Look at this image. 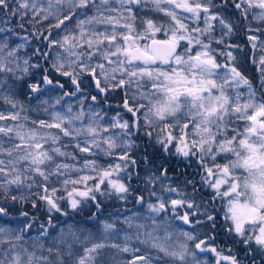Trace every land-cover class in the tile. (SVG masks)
Listing matches in <instances>:
<instances>
[{"label":"rangeland","instance_id":"374dc122","mask_svg":"<svg viewBox=\"0 0 264 264\" xmlns=\"http://www.w3.org/2000/svg\"><path fill=\"white\" fill-rule=\"evenodd\" d=\"M233 1L264 93V0ZM14 11L73 88L30 82L33 56L0 22L2 192L74 203L91 180L113 183L132 148L131 125L75 89L90 76L100 93L121 90L136 124L159 142L198 156L231 233L262 254L264 102L236 65L231 23L215 0H17ZM151 40L176 45L167 66L130 59ZM185 208L179 191L159 182L140 209L94 226L68 223L46 235L0 222V264H235L196 232Z\"/></svg>","mask_w":264,"mask_h":264},{"label":"trees","instance_id":"16d2710c","mask_svg":"<svg viewBox=\"0 0 264 264\" xmlns=\"http://www.w3.org/2000/svg\"><path fill=\"white\" fill-rule=\"evenodd\" d=\"M0 2L3 32L15 41L24 42L27 53L33 56L29 81L43 86L49 80L56 85L73 88L67 78L48 64L43 38L29 26L17 22L14 11L17 0ZM215 4L223 8L231 23L230 43L236 50V65L264 102L258 68L253 62L254 49L248 39L242 12L235 8L237 6L233 0H215ZM144 13L150 17L159 16L154 11ZM77 84L75 89L78 91L98 101L101 99L111 117L121 116L131 125L132 148L124 156L119 172L114 176L115 180L112 184H98L91 180L86 196L74 203H65L62 194L54 199L42 196L28 200L11 197L0 190V222L21 224L27 231H40L46 235L68 223L94 226L100 219L126 215L140 209L149 200L150 194L157 191L161 182L167 190L179 191L193 228L222 258H231L235 264H264V251L262 254L255 253L245 243L237 241L231 233L221 200L214 196L205 180L202 161L198 156L184 154L172 143L159 142L150 127L140 122L136 124L134 110L128 105L121 90L100 93L90 76ZM96 186L97 190L94 189ZM195 208L196 212L193 211Z\"/></svg>","mask_w":264,"mask_h":264},{"label":"water","instance_id":"95a60500","mask_svg":"<svg viewBox=\"0 0 264 264\" xmlns=\"http://www.w3.org/2000/svg\"><path fill=\"white\" fill-rule=\"evenodd\" d=\"M176 51V45L171 42L151 40L148 44V52L133 50L130 59L139 64H152L158 61L162 67H165Z\"/></svg>","mask_w":264,"mask_h":264},{"label":"bare ground","instance_id":"6f19581e","mask_svg":"<svg viewBox=\"0 0 264 264\" xmlns=\"http://www.w3.org/2000/svg\"><path fill=\"white\" fill-rule=\"evenodd\" d=\"M140 258V256H136L134 259H139Z\"/></svg>","mask_w":264,"mask_h":264}]
</instances>
